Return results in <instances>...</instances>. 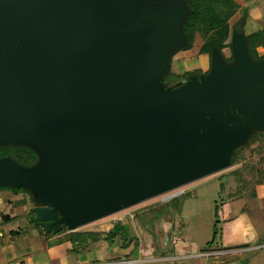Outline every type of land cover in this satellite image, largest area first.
<instances>
[{"label": "water", "instance_id": "95a60500", "mask_svg": "<svg viewBox=\"0 0 264 264\" xmlns=\"http://www.w3.org/2000/svg\"><path fill=\"white\" fill-rule=\"evenodd\" d=\"M183 0H0V188L23 190L45 233L73 232L224 170L264 130V59L244 23L231 60L163 78L188 45Z\"/></svg>", "mask_w": 264, "mask_h": 264}, {"label": "rangeland", "instance_id": "374dc122", "mask_svg": "<svg viewBox=\"0 0 264 264\" xmlns=\"http://www.w3.org/2000/svg\"><path fill=\"white\" fill-rule=\"evenodd\" d=\"M238 20L235 15L232 21L230 19L229 28L224 26L212 35L213 43L227 59H231L232 28ZM258 51L263 55L264 48ZM209 62V40L207 36L196 32L190 49L175 54L170 70L178 74H204L208 71ZM167 85L174 86L172 83ZM7 154L15 157L21 165L29 166L35 161L34 154L28 159L24 153L17 155L13 147ZM234 157L231 166L224 170L81 226L74 233L66 232L65 229L64 233L43 232L39 222L33 219L30 207L34 205L30 194L23 190L0 188L1 198H9L7 213L13 218L6 225L0 217V233L4 235V238H0V264H32V260L34 264H71V258L68 260L65 257L75 256L79 246L85 251L93 248L95 256L102 257L106 262L131 260V264H142L139 263L138 252L149 257V260L162 255L156 250V246H160L162 242H155L156 235L155 240L152 237V233H155L152 227L154 223L159 225L157 232L162 236L170 230L168 240L165 239L169 245L180 243L183 246H195L198 254L234 251L236 253L229 256H233L237 264H264V130L253 132ZM173 194L179 196L165 202ZM166 212H170L166 215L171 219L172 225L164 221ZM144 224V228L150 231L147 239L141 229ZM21 232L24 233L19 236ZM75 233L78 236L73 235ZM57 234L61 237L47 242L48 238ZM71 237L79 244L74 243V250L66 251L63 246L71 244ZM20 240L26 245L21 250L17 247ZM28 240H33L35 249L30 247ZM153 244L154 251L148 256L145 249ZM98 246L102 248L99 249ZM50 248L58 250V253L50 254ZM163 251L170 255L165 248ZM191 251L184 253L190 254ZM47 253L49 258L46 257ZM26 255H30L32 260L25 258ZM204 260L211 263L213 259L195 257L170 262L154 261L149 264H196Z\"/></svg>", "mask_w": 264, "mask_h": 264}, {"label": "crops", "instance_id": "0c3cea01", "mask_svg": "<svg viewBox=\"0 0 264 264\" xmlns=\"http://www.w3.org/2000/svg\"><path fill=\"white\" fill-rule=\"evenodd\" d=\"M234 2L240 7V9L235 14L239 20L242 18L244 13H248V16L244 22L245 34L253 33L255 31H257L258 29H260L261 27H264V0H234ZM234 16L232 18H234ZM232 18H231V21H232ZM230 26L231 25H230V20H229V22H227V24L225 25V28H229ZM260 48H264V45L259 47L257 49V51ZM258 55L264 56V52H263V55H261V53L258 51ZM209 65H210V62H209ZM29 203H30V201H29ZM9 205H10L9 198L2 199L0 196V217L3 221V223H5L6 225L11 223V221H13V218H11L10 214L7 213V209L9 207ZM32 208L33 207L31 206L30 210ZM22 233H24V232H21L18 235L21 236V235H23ZM25 234L27 235V232ZM59 237H61L60 234L54 235V236L48 238L47 242L58 239ZM0 238H4V235L1 233H0ZM32 241L33 240H28L30 247L35 249L36 247L34 246V244H32ZM71 244L69 243L68 247L65 244L63 246L64 248L63 247L62 248L65 249L66 251L74 250V246H73L74 243L71 242ZM4 247H7V245L6 246L4 245ZM4 247H3V249H4ZM17 247L19 250L24 249L26 247L25 242L23 240L18 241ZM98 248L101 249L102 247L98 246ZM163 248L168 250L170 252V255H166V253H164V251H163ZM196 249H197V247H195V246H192V247H190L188 245L183 246L180 243L176 244V245H169L167 242L162 241L160 246L159 245L156 246V250H158L159 252L162 253V255L159 258H156L154 260H152V259L149 260L148 259L149 257H144L141 254L142 252H138L137 255H140L138 257V260H139V263H142V264H149V263H152L154 261H159V262H170V261H174V260L178 261L181 259H191V258H195V257L196 258H199V257L203 258L204 257V258H212L213 259L211 261V263L204 260L203 262H198L196 264H237L235 262L234 257L229 256V255L235 254L236 252H234V251L233 252L223 251L224 253L223 252H212V253L198 254ZM87 250L85 251L84 249H82V247L79 246V249L77 250V254L75 256L65 257V258H67L68 260L71 258L70 259L72 261L71 264H119L120 263L118 261H110V262L103 261L102 257L100 258V257L95 256L93 248H90V249L88 248ZM189 250H192L190 254L184 253L185 251H189ZM48 251L50 254L58 253V250H54L53 248H50ZM152 251H154V244L152 245V247L147 246L145 249V252L147 253L148 256H149V253L150 254L153 253ZM37 253L41 254V252H37ZM209 254H212V255H209ZM26 256L27 257H25V258H28L29 261L32 260L29 258L30 255H26ZM226 256H229V257H226ZM13 257L17 259L16 255H13ZM46 257L49 258L48 253L46 254ZM99 259H102V260L99 261ZM31 263L34 264L33 260ZM37 264H40V263H37ZM42 264H51V263H42Z\"/></svg>", "mask_w": 264, "mask_h": 264}, {"label": "trees", "instance_id": "16d2710c", "mask_svg": "<svg viewBox=\"0 0 264 264\" xmlns=\"http://www.w3.org/2000/svg\"><path fill=\"white\" fill-rule=\"evenodd\" d=\"M186 2L190 9V15L184 22V31L188 38V45L185 49L180 51H185L190 49L193 44L195 33L199 32L207 36L209 40V54L212 48L219 47L213 43V32L224 27L227 22L237 13L240 7L234 2V0H183ZM247 13H244L241 21L244 23L247 18ZM248 49L250 55L253 59H264V56H259L257 49L264 45V27H261L257 31L245 34ZM220 50V49H219ZM231 59H227L230 61ZM197 73L186 72L183 74H178L175 71L169 70V72L163 78V81L167 84H173V87L179 86L181 79H189L190 76ZM12 147H6L0 149V158L9 156L7 152ZM17 155L26 154L28 159L33 153L28 150H23V148L13 147ZM15 158V157H14ZM13 158V159H14ZM235 158V157H234ZM16 160V159H15ZM40 225V223H39ZM64 232V231H63ZM112 234V232H110ZM77 235V234H73ZM78 236V235H77ZM71 242L79 244L78 241H74L71 237Z\"/></svg>", "mask_w": 264, "mask_h": 264}, {"label": "flooded vegetation", "instance_id": "af4514ba", "mask_svg": "<svg viewBox=\"0 0 264 264\" xmlns=\"http://www.w3.org/2000/svg\"><path fill=\"white\" fill-rule=\"evenodd\" d=\"M222 53V52H221ZM227 59V58H226ZM205 74V73H204ZM204 74H195L197 77H199V76H201V75H204ZM168 213H170V212H166L165 213V215L163 216L164 217V221H165V223H167L168 222V224H171L172 225V222H171V219L166 215V214H168ZM167 219H168V221H167ZM157 221H159V220H157ZM142 228V232L144 233V235L145 236H147L146 237V239L149 237V232L150 231H148V229H145L144 227H146V224H144V225H142L141 226ZM152 227H153V231L155 230V233H152V237H153V240H155L154 238V236L156 235V239L157 240H155V242H162V241H165V242H167V234H169V231L170 230H167V232H164V230H163V232H164V234H166L165 236H162L161 234H159L158 232H157V230H158V228H159V225L157 226V224H152ZM158 227V228H157ZM149 228V227H148ZM157 235L159 236V237H161V238H159V237H157ZM144 238V237H143ZM162 239V240H161ZM165 239H167V240H165Z\"/></svg>", "mask_w": 264, "mask_h": 264}, {"label": "built area", "instance_id": "2783aa9c", "mask_svg": "<svg viewBox=\"0 0 264 264\" xmlns=\"http://www.w3.org/2000/svg\"><path fill=\"white\" fill-rule=\"evenodd\" d=\"M177 196H179V194H173L172 196H168V198L166 199L165 202L169 201L170 199L176 198ZM209 255H212V254H209ZM119 264H131V260H129L127 262L126 261L120 262Z\"/></svg>", "mask_w": 264, "mask_h": 264}]
</instances>
